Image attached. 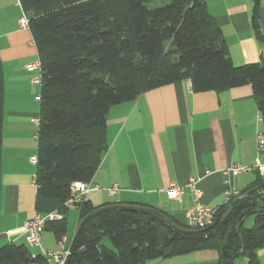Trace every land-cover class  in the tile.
<instances>
[{
  "label": "trees",
  "instance_id": "obj_1",
  "mask_svg": "<svg viewBox=\"0 0 264 264\" xmlns=\"http://www.w3.org/2000/svg\"><path fill=\"white\" fill-rule=\"evenodd\" d=\"M17 1L41 63L35 212L63 215L44 226L57 242L66 234L70 184L91 182L107 149L113 105L182 80L193 92L250 85L264 133V62L233 64L204 0ZM251 26L259 36L256 0ZM3 97L0 60V170ZM74 206L78 220L62 264H147L203 249L215 250L218 264H238L241 258L260 264L264 174L258 171L202 228L139 202L82 199ZM248 216L251 227L243 225ZM0 264L56 263L26 243L8 242L0 246Z\"/></svg>",
  "mask_w": 264,
  "mask_h": 264
},
{
  "label": "crops",
  "instance_id": "obj_2",
  "mask_svg": "<svg viewBox=\"0 0 264 264\" xmlns=\"http://www.w3.org/2000/svg\"><path fill=\"white\" fill-rule=\"evenodd\" d=\"M220 27L234 65L264 62V0H256L260 35L251 26L255 0H204ZM17 0H0V60L4 77L1 148L0 246L25 243L22 226L35 213L36 127L38 89L30 82L37 71L25 66L38 59L28 28H21ZM22 11V10H21ZM261 119L250 85L228 90L193 92L187 80L147 90L135 99L110 107L107 113V149L91 180L92 189L82 198L94 204L139 202L165 210L180 223L193 204L187 188L196 181L201 202L210 207L224 203L228 186L243 189L264 165L256 133ZM238 163L252 169L230 177L222 174ZM116 185L117 190L108 192ZM170 185L183 188L180 200L170 199ZM78 220L74 205L66 211L68 251ZM40 247L58 250V242L44 230ZM40 247H30L34 253ZM36 248V251H33ZM264 264V244L258 249ZM51 263H54L51 261ZM147 264H218V253L203 249L154 260Z\"/></svg>",
  "mask_w": 264,
  "mask_h": 264
},
{
  "label": "built area",
  "instance_id": "obj_3",
  "mask_svg": "<svg viewBox=\"0 0 264 264\" xmlns=\"http://www.w3.org/2000/svg\"><path fill=\"white\" fill-rule=\"evenodd\" d=\"M23 16L19 18V25L21 28H27L28 19L26 14L22 11ZM25 68L29 71H37V74L33 76L30 80L32 84L39 85L41 83V76H40V68L41 63L39 59L36 61L29 63L25 66ZM259 119H261L259 114ZM33 124L37 128L39 124L38 117L32 119ZM37 132H35V137ZM256 142L258 150L261 151L264 149V133L263 131H258L256 133ZM30 163L36 164L37 157L31 156L29 158ZM255 168L260 175L264 174V165L260 164L259 162L253 167ZM252 168L249 166L241 165L238 163H233L222 170V174L226 176L227 180L237 174L250 171ZM35 181V179H34ZM36 184V183H35ZM91 182H80L74 181L70 184L69 187V197L65 201V207H70L74 205L76 202L82 200V198L92 189ZM187 188L190 190L192 197H193V204L191 207L186 211L185 218L186 223L192 227H205L212 223L213 218L216 214L217 208L210 207L205 205L201 202L202 192L197 187L196 181H191L188 184ZM109 193H113V191L117 190V186L114 185L107 189ZM166 194L170 199L180 200V197L183 193V188L177 185H170L166 189ZM238 194V190L234 189L231 186L224 192V202L228 201L231 197ZM63 217V215L57 211H51L45 214H41L35 212L31 218L26 220L22 226L23 233L25 235V243L29 247H40L42 233L44 231V226L49 221L59 220ZM66 250L63 247V241L58 242V250L54 251H46L40 247V253L47 257L48 262L51 263L53 261L56 264H62L64 261L65 256L67 255Z\"/></svg>",
  "mask_w": 264,
  "mask_h": 264
},
{
  "label": "rangeland",
  "instance_id": "obj_4",
  "mask_svg": "<svg viewBox=\"0 0 264 264\" xmlns=\"http://www.w3.org/2000/svg\"><path fill=\"white\" fill-rule=\"evenodd\" d=\"M157 4H159V3H156V5H157ZM153 5L155 6V3L151 2L150 6L153 7ZM19 8H20V7H19ZM19 10H20V14H21V16H23V13H22L21 9H19ZM26 16H27V15H26ZM36 74H37V73H36ZM36 87H37V89H38V91H39V90H40V86H39V85H36ZM37 94H39V92H38ZM243 225H244L245 227H251V226L253 225V216H248V217L245 219ZM104 241L107 242L106 238H105ZM33 251H36V248H33ZM237 262H238V264H246V260H245V259H242V258L239 259Z\"/></svg>",
  "mask_w": 264,
  "mask_h": 264
}]
</instances>
